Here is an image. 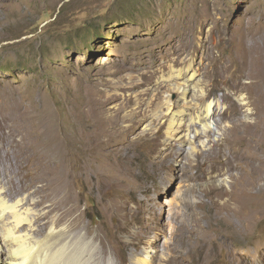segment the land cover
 I'll use <instances>...</instances> for the list:
<instances>
[{"label":"rangeland","instance_id":"rangeland-1","mask_svg":"<svg viewBox=\"0 0 264 264\" xmlns=\"http://www.w3.org/2000/svg\"><path fill=\"white\" fill-rule=\"evenodd\" d=\"M1 1V193L20 178L4 158L12 140L34 141V158L48 165V200L31 212L28 232L62 230L65 242L85 238L96 253L102 238V264H137L130 255L150 251L159 264H264V0ZM188 66L195 94L216 111L206 132L188 123L199 101L183 109L181 92L163 82ZM33 173L22 181L28 192L44 172ZM62 192L78 205L75 232ZM47 211L38 234L35 217ZM121 250L124 263L113 256Z\"/></svg>","mask_w":264,"mask_h":264},{"label":"bare ground","instance_id":"bare-ground-1","mask_svg":"<svg viewBox=\"0 0 264 264\" xmlns=\"http://www.w3.org/2000/svg\"><path fill=\"white\" fill-rule=\"evenodd\" d=\"M13 1V0H12ZM32 1V0H30ZM3 3V0L1 1ZM5 2V1H4ZM29 3V2H28ZM12 4V3H11ZM7 5V4H6ZM16 6V5H15ZM19 6V5H18ZM1 7H4L1 6ZM9 7V6H8ZM7 7V8H8ZM10 9V8H8ZM13 11V9H12ZM175 72V71H174ZM237 72V69H236ZM240 72V71H239ZM219 73V72H218ZM239 74V73H238ZM244 75V74H243ZM242 78V77H241ZM244 78V77H243ZM163 82L168 84L169 86H172L174 90L180 91L181 96L180 100L182 103V107H194L197 108L196 102L199 101L200 105V113L197 111V115L194 120L190 119L188 122L191 124L192 122H196L199 124L202 129L205 131L209 129L208 119L213 118L216 111H213L211 103L206 104L205 103V95L203 92H198V94H195V90H199V88L196 86L195 82V72L191 68V66L185 67L182 70H179L175 72L174 74H170L166 79H163ZM262 90V88H260ZM179 92V93H180ZM227 96V95H226ZM225 96V97H226ZM224 97V98H225ZM223 98V99H224ZM225 100V99H224ZM229 100V99H228ZM3 104V103H2ZM105 104V103H104ZM263 106V105H262ZM237 107V106H234ZM260 107V106H259ZM1 108V107H0ZM242 108V107H241ZM262 108V107H261ZM260 108V109H261ZM4 109V108H3ZM7 109V108H6ZM16 109V108H15ZM182 109V108H181ZM235 109V108H234ZM264 109V108H262ZM5 110V109H4ZM186 110V108H185ZM185 110H181L178 113H175L171 115L170 118V124H169V134L175 133L178 131L179 127L181 126V123L184 119V115L188 112ZM198 110V109H197ZM227 110V109H226ZM233 110V109H232ZM257 110V109H256ZM259 110V109H258ZM231 111V110H230ZM262 111V110H260ZM10 112V111H9ZM16 112V110H15ZM227 112V111H226ZM5 113V112H4ZM11 113V112H10ZM257 113V112H256ZM260 113V112H259ZM258 113V114H259ZM7 114V113H6ZM16 114V113H15ZM196 114V113H195ZM234 114V113H233ZM264 114V113H262ZM12 114H10L11 116ZM144 115V114H143ZM165 115V114H164ZM2 116V115H1ZM139 116V114H138ZM159 116V115H158ZM193 116V115H192ZM264 116V115H262ZM6 117V116H4ZM9 117V116H8ZM12 117V116H11ZM240 117V116H239ZM10 119L11 121L14 119ZM141 118V117H140ZM159 118V117H158ZM3 119V118H1ZM240 120V119H239ZM259 120V119H258ZM9 120H7L8 122ZM10 121V122H11ZM16 121V120H15ZM141 121V120H140ZM139 121V122H140ZM160 121V120H159ZM238 121V120H236ZM9 122V123H10ZM242 122V121H241ZM264 122V121H263ZM262 122V123H263ZM1 123V122H0ZM17 123V122H16ZM141 123V122H140ZM245 123V122H243ZM260 123V121H259ZM98 124V123H97ZM258 124V123H257ZM256 124V125H257ZM8 125V124H7ZM10 125V124H9ZM138 125V124H137ZM260 125V124H259ZM107 126V125H106ZM183 126V125H182ZM6 127V126H5ZM260 127V126H259ZM258 127V128H259ZM1 128V127H0ZM4 128V126H3ZM182 128V127H181ZM256 128V127H255ZM5 129V128H4ZM110 129V128H109ZM3 130V129H2ZM6 130V129H5ZM8 130V129H7ZM194 134H197V128L194 127ZM246 130V129H244ZM261 130V129H260ZM130 131V130H129ZM180 131V130H179ZM206 132V131H205ZM250 132V131H249ZM31 133V132H30ZM45 133V132H44ZM47 133V132H46ZM120 133V132H119ZM128 133V132H126ZM125 133V134H126ZM186 133V131H185ZM183 133V134H185ZM211 133V132H210ZM247 133V130H246ZM245 133V134H246ZM254 133V132H253ZM4 134V133H3ZM7 134V133H6ZM9 134V133H8ZM19 134V133H18ZM129 134V133H128ZM240 134V133H239ZM244 134V133H243ZM242 134V136H243ZM257 134V133H256ZM34 135V134H33ZM32 134H29V136H25L24 139L28 140L29 138L33 137ZM182 135V134H181ZM248 135V134H246ZM251 135V133H250ZM249 135V136H250ZM2 136V135H1ZM10 136V135H9ZM12 136V134H11ZM170 136V135H169ZM180 136V135H178ZM227 136V135H226ZM238 136V135H237ZM241 136V135H240ZM254 136V135H253ZM3 137V136H2ZM172 137V136H171ZM258 135L256 136V138ZM5 138V137H4ZM177 138V137H176ZM179 138V137H178ZM246 138V136H245ZM262 138V137H261ZM260 138V139H261ZM85 139V138H84ZM182 142H186V144H190L192 141L190 140L189 134H185L182 138ZM180 139V140H181ZM228 139V138H227ZM230 139V138H229ZM253 139V138H252ZM255 139V138H254ZM11 140V139H10ZM113 140V139H112ZM111 140V142H112ZM179 140V141H180ZM226 140V138H225ZM224 140V141H225ZM247 140V139H246ZM3 139L1 140V142ZM231 141V140H229ZM34 141H28L26 143H20V141L12 140L13 146L16 149L15 152L12 151V153L7 154L4 158H6L9 161H14L18 168V174H19V180L16 182L17 184L13 187L15 188V191H10L1 193V186H0V264H99L103 263L104 261V241L101 238L100 240V250L96 253L95 251L91 252L92 247L89 246L88 242H85V238L72 240L70 242H65L67 238V233L65 231L54 233L53 229L49 231V235H46L42 239H37L31 235L30 232H28L27 227H32V219H31V212L34 208H41L44 207V202L48 200L49 195V181L47 172H45L47 165L46 159H35V154L37 153L35 143ZM99 142V141H98ZM102 142V141H101ZM105 142V141H104ZM109 143V141H107ZM212 142V141H211ZM239 142V141H238ZM252 142V141H251ZM5 143V142H4ZM90 143V142H89ZM92 143V142H91ZM107 145H110L108 144ZM230 143V142H229ZM228 143V144H229ZM234 143V142H233ZM6 144V143H5ZM98 144V143H97ZM104 144V143H103ZM216 144V142L214 143ZM232 144V143H230ZM245 144V143H244ZM257 144V143H256ZM254 145V143H253ZM170 147L169 153L165 156H173L171 153V147L173 150L174 145ZM177 146V145H176ZM5 147V146H4ZM99 147V146H97ZM230 147V146H229ZM233 147V146H232ZM253 147V146H252ZM258 147V146H257ZM167 148V147H166ZM219 149V148H218ZM7 150V149H6ZM92 150V148H91ZM177 150V149H176ZM234 150V149H233ZM242 150V149H241ZM2 151V150H0ZM168 151V150H167ZM178 151V150H177ZM248 151V150H247ZM6 152V151H5ZM165 152V151H164ZM229 152V151H228ZM181 153V152H180ZM245 153V151H244ZM254 153V152H252ZM179 154V153H178ZM255 155V154H254ZM253 155V157H255ZM1 156V155H0ZM233 156V155H232ZM3 157V155H2ZM47 157V156H46ZM161 157V156H160ZM163 157V158H165ZM177 157V156H176ZM181 157V156H180ZM202 157V156H200ZM44 158V157H43ZM229 158V157H228ZM1 159V157H0ZM175 159V158H174ZM232 159V158H231ZM245 159V158H244ZM252 159V158H251ZM3 160V159H2ZM50 160V159H49ZM159 160V159H158ZM157 160V163H158ZM165 160V159H164ZM5 161V160H4ZM205 161V160H204ZM238 161H240L238 159ZM6 162V161H5ZM4 162V163H5ZM163 162V161H161ZM197 162V161H196ZM2 163V162H0ZM9 163V162H8ZM155 163V162H154ZM201 163V162H200ZM234 163V162H233ZM260 163V162H259ZM11 164V163H10ZM49 164V163H48ZM9 165V164H8ZM162 165V164H160ZM200 166V165H199ZM198 166V167H199ZM203 166V165H202ZM225 166V165H224ZM3 167V166H2ZM5 167V166H4ZM159 167V166H158ZM212 167V166H211ZM240 167V166H239ZM242 167V166H241ZM11 168V167H10ZM9 168V169H10ZM16 168V167H15ZM41 168L44 173L39 174L36 177V181H30L29 186L30 190L27 191V186L23 184V180L28 176V172L30 174V177L32 174H34V170ZM50 168V167H49ZM3 169V168H2ZM0 169V170H2ZM211 169V168H210ZM227 169V168H226ZM6 170V169H5ZM12 170V169H11ZM48 170V169H47ZM235 170V169H234ZM7 171V170H6ZM9 171V170H8ZM51 171V170H50ZM219 171V170H218ZM12 172V171H11ZM14 172V171H13ZM210 172H212L210 170ZM216 172V170H215ZM226 173V172H225ZM12 175V173H10ZM247 174V173H246ZM50 175V174H49ZM220 175V174H218ZM6 176V175H5ZM242 176V175H241ZM7 177V176H6ZM13 177V176H11ZM55 177V175H54ZM63 177V176H62ZM18 178V176H17ZM53 178V177H52ZM7 179V178H6ZM4 180V179H3ZM10 180V179H9ZM14 180V178H13ZM5 181V180H4ZM8 182V181H6ZM5 182V183H6ZM14 182V181H13ZM57 182V180H56ZM60 182V181H58ZM62 182V181H61ZM64 182V181H63ZM242 182V181H241ZM252 182V181H251ZM1 183V182H0ZM4 183V185H5ZM54 183V182H51ZM37 184L39 186H37ZM256 184V183H255ZM14 185V184H13ZM51 185V184H50ZM57 185V184H56ZM61 185V183H60ZM65 185V184H64ZM10 186V185H9ZM11 187V186H10ZM61 187V186H60ZM65 187V186H62ZM61 187V188H62ZM18 188V189H17ZM60 188V189H61ZM8 189V188H7ZM17 189V190H16ZM58 191V188H55ZM27 192L28 197L33 198L35 196L42 195V200L31 204L29 202L23 203L21 201H15L13 200V197L15 194H19L21 191ZM66 192V191H65ZM63 193V192H62ZM72 193V192H71ZM62 194L61 197L64 200V204L68 206L66 210V214L70 218L69 220V230L77 231L79 223L81 221V216H73L78 211V205L76 202L75 197L71 194ZM56 194V193H55ZM59 194V192H58ZM16 196V195H15ZM51 196V195H50ZM60 197V198H61ZM126 205H124L122 208L125 210ZM115 208V207H114ZM119 208V207H118ZM116 209V208H115ZM128 211V209H127ZM117 213L121 212V209H116ZM50 217V213L44 212L41 215H36L35 217V223L38 224L37 233L42 234L44 230L48 229V219ZM118 222L117 227L118 229L121 228V223H124V216H118ZM26 224L27 226H24ZM58 224V223H57ZM26 227V228H25ZM116 227V228H117ZM35 228V227H34ZM124 229V228H123ZM116 230V229H115ZM87 234L90 233L89 229L86 230ZM111 237V239H115L110 231H107ZM141 234V232L139 231ZM90 235V234H89ZM88 235V236H89ZM135 235L136 241L139 240V234H133ZM87 236V235H86ZM96 237V236H95ZM141 238V237H140ZM191 240V239H190ZM140 241V240H139ZM138 241V242H139ZM157 240H154V242L151 243V245L155 244ZM135 242V241H134ZM139 244V243H138ZM200 245V243H197ZM140 245V244H139ZM138 245V247H139ZM147 245V244H146ZM197 246V245H196ZM207 251V250H205ZM157 251H154L155 254ZM153 253L146 252L145 255H140L138 253L130 255V261L135 262L137 264H159L155 263L153 260V257L155 256ZM171 253V252H170ZM114 259L120 260L124 263L125 257L122 252V250L118 253H113ZM129 257V256H128ZM156 257V256H155ZM172 258V256H170ZM162 258V257H160ZM169 258V257H168ZM173 259H167L168 264H174L172 263ZM165 261V262H166ZM174 261V260H173ZM162 262V261H161Z\"/></svg>","mask_w":264,"mask_h":264}]
</instances>
